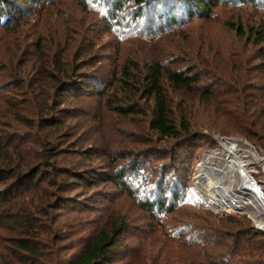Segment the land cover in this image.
Segmentation results:
<instances>
[{"label": "rangeland", "instance_id": "obj_1", "mask_svg": "<svg viewBox=\"0 0 264 264\" xmlns=\"http://www.w3.org/2000/svg\"><path fill=\"white\" fill-rule=\"evenodd\" d=\"M114 1L0 0V160L39 167L0 202V264H69L115 229L111 264H264V207L242 180L264 192L263 45L249 36L264 32V0H219L169 34L133 0ZM156 64L220 86L218 101L185 108L191 139L150 129L143 82ZM229 98L262 124L251 139L215 131L227 127ZM167 100L177 116L179 98ZM226 152L248 171L226 174ZM206 163L222 181L214 195L194 181ZM160 193L171 213L140 206Z\"/></svg>", "mask_w": 264, "mask_h": 264}, {"label": "trees", "instance_id": "obj_2", "mask_svg": "<svg viewBox=\"0 0 264 264\" xmlns=\"http://www.w3.org/2000/svg\"><path fill=\"white\" fill-rule=\"evenodd\" d=\"M129 1L123 0V7ZM115 3L118 5L119 0L114 1V5ZM133 3L136 6L135 10L137 9L138 11L137 15L142 20L146 17V24L154 23V29H159V32L165 31L164 33L169 34L183 27V24L189 20L204 18L205 15L209 14L211 8L213 6L216 7L220 2L219 0H133ZM144 11L146 13L143 15L142 12ZM0 16H2L1 12ZM229 27L235 30L241 38H244L245 34H243L244 30L241 26L235 27L229 24ZM249 36L250 39L258 41L259 44L263 45L262 53L264 56V32L250 28ZM143 83L148 99L153 98L155 103L150 120V129L156 132L157 135L171 140L192 138L190 137L192 125L185 111V108L191 101L199 99L212 104V100L218 101V98L222 95L220 90H218L220 86L212 87L211 84L200 83V78L193 76L188 70H163L157 64L147 69ZM171 93L176 98H179L178 105L176 106L178 108L177 116L174 115L171 104L167 100ZM218 103L219 105L223 104L221 102ZM226 105L229 108L228 116L225 119L227 127L221 126V129L214 128L218 134L225 136V138H228L227 135L229 134H236L251 139V132L253 130L262 129V124L251 122L249 115L245 113L243 107L237 105L235 98L227 99ZM222 106L224 107L225 105ZM229 126L230 129H228ZM208 130L211 129L208 128ZM29 161L30 159L27 158L25 164L19 163L14 168H11L9 162L6 163L0 160V183H9L5 185V187L7 186L6 188L0 190V202H5L7 197L10 200L20 195L23 185L21 180L31 179L33 181L32 174L35 171L38 172L39 169V167L35 168L38 161L33 159L31 162ZM21 165L31 167L30 169L28 167L29 171L27 175H20L18 173L21 171ZM162 196L164 195L160 193L156 197V202L141 199L139 200L140 206L149 213H153L156 209L163 214L171 213L173 211L172 208H163L164 202H162ZM112 231L111 235H108L106 232L97 235L93 244L83 248V251L73 257L69 264H111L109 256L112 254V250L108 248L113 247L110 241L117 230ZM254 237L256 239L259 236L257 234ZM172 243H174L173 240ZM19 246L31 255L35 254L34 248L30 245L20 244Z\"/></svg>", "mask_w": 264, "mask_h": 264}, {"label": "bare ground", "instance_id": "obj_3", "mask_svg": "<svg viewBox=\"0 0 264 264\" xmlns=\"http://www.w3.org/2000/svg\"><path fill=\"white\" fill-rule=\"evenodd\" d=\"M226 146V149H232L233 147L235 148V145L232 146L233 144L231 142H228V143H225L224 144ZM234 151V150H233ZM232 151V152H233ZM229 152V151H228ZM228 152L225 153V156L228 157V161H227V167L224 168L223 170L225 171L226 174L228 173H232V170L233 168H235L237 166V168L239 169H246L247 170V167H244L246 165H242L241 164V158L240 159H237L236 161L232 160V159H235L234 156H231L230 154H228ZM236 152V151H235ZM235 154V153H234ZM224 155V154H223ZM222 155V156H223ZM236 156V155H235ZM238 157V156H237ZM234 162V163H233ZM214 166V165H213ZM203 167V166H202ZM199 172L201 173L199 177H195L194 178V181L196 182V185L197 186H202L201 188L204 190V191H207L209 193H211L212 195L216 194V190L219 189V187H221L222 185V181H221V178L219 179V177H217L218 175V172L215 171L209 163H206L205 166L203 168H200ZM243 172V175L245 176V172ZM247 173V172H246ZM250 176V175H249ZM246 178L242 179V180H246V183L243 185L244 188L243 190H246V191H249L250 193L256 195L255 193H257V195L259 196L260 199L263 200H260L262 202V204L264 205V194L262 192V190H260V192H258V185L256 184H253L252 180L250 177H247L245 176ZM229 178V177H228ZM216 179H218L220 181V183L218 181H216ZM231 179V177H230ZM226 180V179H225ZM227 181V180H226ZM253 184V185H252ZM255 192V193H253ZM210 195V194H209ZM261 195L263 197H261ZM215 197H217L215 195Z\"/></svg>", "mask_w": 264, "mask_h": 264}, {"label": "built area", "instance_id": "obj_4", "mask_svg": "<svg viewBox=\"0 0 264 264\" xmlns=\"http://www.w3.org/2000/svg\"><path fill=\"white\" fill-rule=\"evenodd\" d=\"M250 178H251V180H252V182H253V184H256V185H258V183L254 180V178L250 175ZM252 184V185H253ZM259 187H258V192H260V190H261V186L260 185H258ZM263 192V191H262ZM263 194H264V192H263ZM256 197H257V199H258V201L260 202V204L264 207V205L262 204V202L260 201V198L258 197V195H255Z\"/></svg>", "mask_w": 264, "mask_h": 264}]
</instances>
